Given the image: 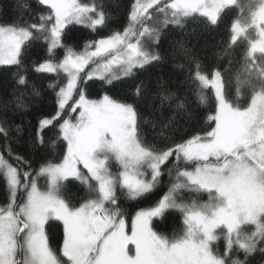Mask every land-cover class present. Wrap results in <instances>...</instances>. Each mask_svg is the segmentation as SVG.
<instances>
[{
    "label": "snow or ice",
    "instance_id": "1",
    "mask_svg": "<svg viewBox=\"0 0 264 264\" xmlns=\"http://www.w3.org/2000/svg\"><path fill=\"white\" fill-rule=\"evenodd\" d=\"M38 5V21L0 23V65L15 66L18 84L26 85L24 49L33 40L46 42L47 56L35 71L57 76L49 84L56 113L39 120L38 140L43 144V131L58 127L65 150L59 160L41 158L38 167L31 159L17 155L14 164L0 154L7 191L0 204V264H249L254 252L264 253V0H252L248 15L230 26L231 45L241 37L247 42L235 81L236 97L250 90L249 102L230 98L220 70L204 74L194 62L190 79L199 104L209 103L206 89L214 92V112L206 117L210 130L176 139L165 124L151 141L137 103L107 92L91 99L89 81L111 85L133 77L160 61L152 45L162 27H184L197 17L217 26L237 0H133L123 30L86 42L82 51L64 42L68 26L104 28L109 14L103 0H38ZM134 94H143L142 84ZM10 131L0 125L6 140ZM168 164L173 167L167 192L136 211L129 228L121 196L139 200L152 194ZM70 179L86 185L92 198L72 203L64 194ZM185 191L207 193V200L186 201ZM168 210L182 216L183 227L172 235L154 224ZM55 221L63 225L59 248L50 231ZM221 238L223 251L214 247ZM239 254L244 258L233 259Z\"/></svg>",
    "mask_w": 264,
    "mask_h": 264
},
{
    "label": "trees",
    "instance_id": "2",
    "mask_svg": "<svg viewBox=\"0 0 264 264\" xmlns=\"http://www.w3.org/2000/svg\"><path fill=\"white\" fill-rule=\"evenodd\" d=\"M252 0H237V6H232L222 14L217 26L206 24L202 18L189 20L184 27L168 25L162 27L158 43L152 45L159 53L161 59L136 72L133 77L113 81L111 85L104 84L99 80L89 81V98L97 99L107 92L118 98L127 99L128 102L137 103L141 116L147 121L144 131L148 140H154L163 125L169 124L165 131L176 139L200 133L201 129L207 128L209 121L206 117L214 112V93L209 88L205 90L209 97L207 105L198 102L194 89L197 87L190 79V70L194 62H198L204 74L220 70L226 82V91L230 98L238 103L246 105L250 99V90L242 92L236 97L235 73L239 70L242 57L247 48V42L241 37L235 44H230V26L235 19H241L248 15L247 5ZM109 19L104 28L92 31L83 25L72 24L70 35L64 41L73 45L75 51H82L86 42L94 41L114 31H122L128 23V13L133 0H103ZM22 5H28L27 9ZM42 6L38 0H0V23H11L18 20L38 21L37 12ZM243 7V11L241 10ZM250 35L254 32L250 30ZM47 44L43 39L33 40L24 49L23 68L27 79L26 85L18 84L17 69L15 66H0V125L11 129L7 140L0 134V154L15 164V156L19 155L31 159L35 166L41 158L59 160L62 158L65 145L58 141V127H51L43 131L44 143L38 140L39 120L44 117H52L56 113L55 91L49 84L57 80L55 74L38 73L35 65L43 62L47 56ZM227 51V54L222 53ZM63 49L58 50V58H62ZM63 78V74H61ZM143 86V94L137 98L135 89L137 85ZM33 89L39 95L33 94ZM58 91V88L56 89ZM161 93L171 96L169 100H163ZM183 103L184 108L177 105ZM18 105H22L19 106ZM155 125V128L153 127ZM214 127V124L212 125ZM19 128L17 132L16 129ZM202 134V133H201ZM55 142V144H54ZM9 150L11 156H9ZM112 163L111 170L117 171L118 165ZM168 164L163 168L161 182L152 194L146 198L132 200L121 196L122 207L128 213V225L135 212L153 206L167 192L172 177ZM174 176V173H173ZM42 187L46 180L41 178ZM64 194L69 197L76 206L83 200L92 198V193L86 185L70 179L65 181ZM184 199H199L200 202L207 200V193H183ZM7 200V191L3 179H0V204ZM155 230L172 235L183 227L182 216L176 210H168L164 218L154 219ZM53 236V244L59 248L62 245L63 226L55 221L50 229ZM214 247L223 251V238L214 242ZM264 247V245H261ZM243 259V254L234 256L233 259ZM249 264H264V253L257 250L249 257Z\"/></svg>",
    "mask_w": 264,
    "mask_h": 264
},
{
    "label": "rangeland",
    "instance_id": "3",
    "mask_svg": "<svg viewBox=\"0 0 264 264\" xmlns=\"http://www.w3.org/2000/svg\"><path fill=\"white\" fill-rule=\"evenodd\" d=\"M0 66H7V65H0ZM214 93V92H213ZM112 162H115L114 160L112 161ZM81 169L84 171V172H86V169H83L82 168V165H81ZM78 181V180H77ZM80 182V181H79ZM40 183V182H39ZM40 185H42V183H40ZM131 224V223H130ZM63 226V225H62ZM129 226V228H130V225H128Z\"/></svg>",
    "mask_w": 264,
    "mask_h": 264
}]
</instances>
